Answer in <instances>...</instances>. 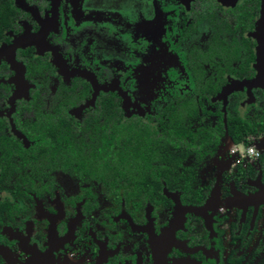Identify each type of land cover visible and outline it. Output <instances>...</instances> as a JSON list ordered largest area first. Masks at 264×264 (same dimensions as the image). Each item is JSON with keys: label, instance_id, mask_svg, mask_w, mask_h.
Listing matches in <instances>:
<instances>
[{"label": "flooded vegetation", "instance_id": "obj_1", "mask_svg": "<svg viewBox=\"0 0 264 264\" xmlns=\"http://www.w3.org/2000/svg\"><path fill=\"white\" fill-rule=\"evenodd\" d=\"M259 70L264 0H0V264H264Z\"/></svg>", "mask_w": 264, "mask_h": 264}, {"label": "clouds", "instance_id": "obj_2", "mask_svg": "<svg viewBox=\"0 0 264 264\" xmlns=\"http://www.w3.org/2000/svg\"><path fill=\"white\" fill-rule=\"evenodd\" d=\"M230 151L233 154H239V160L237 162H243L245 159L255 161L258 160L261 155L260 150L255 145L245 147L243 144H238L232 147Z\"/></svg>", "mask_w": 264, "mask_h": 264}, {"label": "trees", "instance_id": "obj_3", "mask_svg": "<svg viewBox=\"0 0 264 264\" xmlns=\"http://www.w3.org/2000/svg\"><path fill=\"white\" fill-rule=\"evenodd\" d=\"M233 133L232 134V140L234 143H247L249 141V138L247 137V135H245L246 133H244L245 131L243 129L241 130H236V129H232ZM248 134V132H247Z\"/></svg>", "mask_w": 264, "mask_h": 264}, {"label": "water", "instance_id": "obj_4", "mask_svg": "<svg viewBox=\"0 0 264 264\" xmlns=\"http://www.w3.org/2000/svg\"><path fill=\"white\" fill-rule=\"evenodd\" d=\"M260 71H261V70H259V72H260ZM261 75L264 76V75L262 74V72H260V76H261ZM263 79H264V77H263ZM263 82H264V80H263ZM263 86H264V85H263ZM261 143H262V142H261ZM261 143H260V142H257L256 145H257V146H262Z\"/></svg>", "mask_w": 264, "mask_h": 264}, {"label": "built area", "instance_id": "obj_5", "mask_svg": "<svg viewBox=\"0 0 264 264\" xmlns=\"http://www.w3.org/2000/svg\"><path fill=\"white\" fill-rule=\"evenodd\" d=\"M237 144H239V143H237ZM251 145H254V144L251 143L248 146H251ZM248 146H246V147H248ZM236 156H237L236 158L239 159V154L238 153L236 154Z\"/></svg>", "mask_w": 264, "mask_h": 264}, {"label": "rangeland", "instance_id": "obj_6", "mask_svg": "<svg viewBox=\"0 0 264 264\" xmlns=\"http://www.w3.org/2000/svg\"><path fill=\"white\" fill-rule=\"evenodd\" d=\"M239 144H241V143H239Z\"/></svg>", "mask_w": 264, "mask_h": 264}]
</instances>
